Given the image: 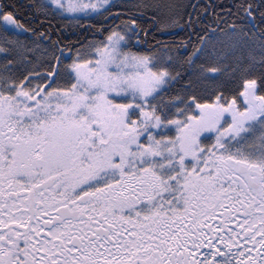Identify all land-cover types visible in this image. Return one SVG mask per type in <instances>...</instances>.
Segmentation results:
<instances>
[{"label":"snow or ice","instance_id":"1","mask_svg":"<svg viewBox=\"0 0 264 264\" xmlns=\"http://www.w3.org/2000/svg\"><path fill=\"white\" fill-rule=\"evenodd\" d=\"M27 7L0 0V264H264V0ZM152 9L185 35L149 43Z\"/></svg>","mask_w":264,"mask_h":264},{"label":"trees","instance_id":"2","mask_svg":"<svg viewBox=\"0 0 264 264\" xmlns=\"http://www.w3.org/2000/svg\"><path fill=\"white\" fill-rule=\"evenodd\" d=\"M14 2L21 5V11L24 13V17L27 18L32 12V9L28 8L30 0H14ZM232 0H121L117 3L127 4V5H139L144 3L152 4H182L185 8L181 9V15L184 16V19H187V16L184 13L191 14L195 18V13L200 12L202 16L210 17L212 9L209 8V5H217V11L219 8H226L231 4ZM192 5L196 7L193 8ZM203 8H208V12L204 13ZM131 11L132 9L129 8ZM140 11L141 9H136ZM159 16L161 20H167L171 17V10L169 9H152L148 11V15L145 19V25L151 23L153 27L148 30L149 43L152 42L153 37L156 40L167 41L170 39H175L177 37H182L187 32V29L181 28L179 25H176L172 28L162 29L156 21L152 20V17ZM174 18V17H172ZM27 22V21H26ZM101 23H111V21H105L103 18H96L91 20V24L97 25ZM181 24L183 21L180 22ZM47 26V25H46ZM52 30L55 32L59 30L62 34L64 40H79L83 42L91 32L94 31L93 28H89L88 23L80 20L79 24L77 21L73 20L71 17H56L52 20L50 25ZM190 34V33H189ZM195 41V37H193Z\"/></svg>","mask_w":264,"mask_h":264},{"label":"rangeland","instance_id":"3","mask_svg":"<svg viewBox=\"0 0 264 264\" xmlns=\"http://www.w3.org/2000/svg\"><path fill=\"white\" fill-rule=\"evenodd\" d=\"M118 1H121V0H115L116 3H117Z\"/></svg>","mask_w":264,"mask_h":264}]
</instances>
